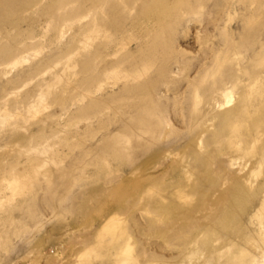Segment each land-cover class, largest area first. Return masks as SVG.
<instances>
[{
	"label": "rangeland",
	"instance_id": "1",
	"mask_svg": "<svg viewBox=\"0 0 264 264\" xmlns=\"http://www.w3.org/2000/svg\"><path fill=\"white\" fill-rule=\"evenodd\" d=\"M250 85L264 93V0H0V264L250 256L264 125L223 115ZM238 180L233 229L199 221Z\"/></svg>",
	"mask_w": 264,
	"mask_h": 264
},
{
	"label": "bare ground",
	"instance_id": "2",
	"mask_svg": "<svg viewBox=\"0 0 264 264\" xmlns=\"http://www.w3.org/2000/svg\"><path fill=\"white\" fill-rule=\"evenodd\" d=\"M258 94L261 97L260 98L261 102L259 103V106H257V108H255L251 113H247V112L245 113V111H247V108L249 107L247 105V100L256 98L258 96ZM228 101H230V99ZM241 114L242 115H245V114L248 115L251 119V122L255 126V128H257L256 130H258L260 133L261 128L264 125V122H263L264 120H262L260 118V115L264 114V93L263 94L259 93L257 85H250L249 88H246L242 92V101H241L240 105H238L237 107H235L231 110H227V112L223 115H225V117L227 119H230L233 115H241ZM136 122L137 121H135V123ZM245 124H246V122H245ZM247 125H249V124L247 123ZM247 127L245 128L246 130H244L243 126H237V127L235 126V129H237L236 130V133H237L236 137L240 136L242 131H243V135L248 133L249 130ZM239 131H241L240 134H239ZM259 133L257 134V136L254 135V137L252 138V141L254 140V142H257L258 140H260L261 135H263V134L260 135ZM242 143L245 144V142H242ZM229 145H230V142H229ZM241 146H242L241 143H237V145H236V152L238 151L237 153H239L241 151V149H240ZM255 149H254V147L250 148V149L248 147L244 148L243 152L241 153L242 155L240 157H242L243 155L244 156L245 155H250V156L255 155ZM261 165H262V163H261ZM260 170H261V168L257 171V173L260 172ZM252 172H254V171H252ZM257 173H255V174H257ZM245 192H246V186L243 183H241V181H239V180L235 181V185L230 192H227V191L223 192L221 198L226 200L227 201L226 204L229 205L228 210L225 211V213H224L225 215L223 213H218L219 208H220L219 204L223 203L220 198L215 199L214 201L210 202V201H208L207 197H204L205 199L200 201L202 214L198 218L199 221L214 224V222H216L217 218L223 217L222 223L219 224L220 230L225 231L228 228L233 229L232 220H233V218L236 217L235 209H236L237 205L244 199ZM193 219L194 218H191V216H187L185 219V222L180 224L181 226L176 225L175 233H179L180 231H183L186 228V226L193 221ZM246 245H247L246 249L251 251L250 256L241 257L237 253H234L237 250V248L239 247V245L236 244L235 245L236 248L232 249L229 252L232 255H229L230 258H228V262L231 264H264V238L261 237V238H259L258 241H257V239L252 238L250 241H248L246 243ZM232 248H233V244H232Z\"/></svg>",
	"mask_w": 264,
	"mask_h": 264
}]
</instances>
